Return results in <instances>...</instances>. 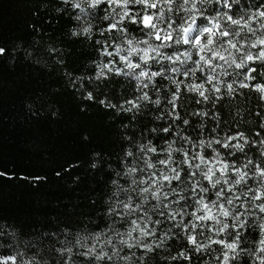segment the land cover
Instances as JSON below:
<instances>
[{"label":"trees","instance_id":"trees-1","mask_svg":"<svg viewBox=\"0 0 264 264\" xmlns=\"http://www.w3.org/2000/svg\"><path fill=\"white\" fill-rule=\"evenodd\" d=\"M228 3L230 9L225 8L221 0V4L213 7V12L217 9L228 11L234 18L241 14L245 19L247 11L242 9L264 12V0H239L238 3L228 0ZM108 7V4L101 5L99 15L102 16L103 9ZM88 12L87 8L83 13L75 9L71 0H0V49L4 50L0 53V245H3L0 246V257H14L15 261H20L36 253V247L20 245L26 255L17 254L22 238L38 246L47 245L51 250V264H57V260L59 264H65L67 254L59 256L54 250L63 246L62 240H73L76 232L108 228L110 203L122 198L113 196L112 181L128 183L116 175V172L124 171L125 164L132 163L131 157H125L124 150L131 147L136 152L135 143L138 140L146 142L145 136L160 145L162 141L174 139L179 126L185 129L186 135L198 139L201 133L197 125L204 123L206 136H236L235 140L229 141L234 144L243 142L237 135L243 132L248 141L244 152L229 156V150L216 147L229 162L251 161L250 168L259 167L264 171V148L261 147L264 144V96L256 87H264V62L249 61L243 69L237 70L240 75L228 77L237 80L236 91L232 97H213L215 105L198 103V97L186 94L183 106L178 105L174 110L181 117L174 123L165 111V108L173 109L167 101L168 91L162 87L167 85L163 78H157L155 82L165 97L161 106L149 104L143 112L125 111L128 102H134L139 95L135 88L122 77L95 79L97 69L92 62L100 59L105 47L97 41H107L109 32L102 35L97 32L91 41L71 37L70 30L80 23L75 17L79 15L84 19ZM261 22L264 17L257 16L251 21L257 34L264 31L259 28ZM98 23L100 27H109L107 22ZM176 23H180L178 18ZM126 26L133 32H139L143 27L130 23ZM110 31L114 37L115 29ZM251 35L247 33L249 38ZM260 50H264V45H257L252 52L257 54ZM103 59L107 62L109 57ZM114 59L118 62V58ZM197 75L201 76L200 73ZM245 75L253 79H245ZM240 81L247 87H240ZM171 90L174 92L175 88ZM89 93L91 99H88ZM149 95L156 98L153 91ZM202 108L208 113L204 118L199 116ZM155 115H160L161 120H154ZM183 118L189 119L190 126L183 125ZM168 125L172 128L166 134L150 131L151 127ZM207 154L211 155V152ZM260 183L259 177L255 180L249 177L244 188L253 191L246 197H238L245 205L237 204L240 212L247 210L257 216L264 215L257 208L247 207L253 195L257 204L264 201V195L255 191ZM190 219L187 217L185 223ZM242 219L247 226L231 231L233 235L242 232L241 248H255L254 243H249V240L259 239L253 218ZM111 220L119 221V216H113ZM171 223L165 221L159 228L171 227ZM117 226L124 227V224L121 221ZM14 231L18 233L16 241L10 235ZM173 232L176 235L166 244L169 251L154 247L148 254L155 264H204L205 260L216 259L211 249L219 252L221 245L214 243L207 252H196L179 235L178 229ZM159 236L158 231L157 238ZM83 251L74 248L71 259L92 264L91 260L79 255ZM184 251L188 252V260L179 255ZM135 252V264H141L139 257L144 255V250L138 248ZM122 254L131 252L126 248ZM259 255L261 253L257 251L256 256ZM172 256L178 258L170 259ZM256 256L244 255L240 261L231 260L230 264H264ZM40 258L37 255V259ZM0 264H13V261L0 260Z\"/></svg>","mask_w":264,"mask_h":264},{"label":"clouds","instance_id":"clouds-1","mask_svg":"<svg viewBox=\"0 0 264 264\" xmlns=\"http://www.w3.org/2000/svg\"><path fill=\"white\" fill-rule=\"evenodd\" d=\"M222 2L225 8H231L228 0ZM233 2L238 3L239 0ZM71 3L82 13L86 8L89 10L84 19L79 15L75 17L80 23L70 30L71 37H84L91 41L97 32L101 35L109 32L107 41H97L105 47L100 59L92 62L97 69L95 79L103 81L111 80L113 76L122 77L135 88L139 95L134 102H128L129 107L125 111L143 112L149 104L161 106L165 97L155 82L157 78H163L167 85L162 87L168 91L167 101L173 109L169 111L165 108V111L174 123L181 119L174 110L178 105L183 106L186 94L198 97V103L211 102L215 105L213 97H232L236 91L234 85L237 80L228 77L240 75L237 70L243 69L249 61L264 62V50L257 54L252 52L257 45H264V31L257 34L251 26L255 17H264V12L252 13L242 9L247 11V19L241 14L234 18L228 11L217 9L213 12V7L221 4V0H71ZM104 4L109 7L103 9L100 16L101 5ZM89 16L93 18L89 19ZM177 18L179 24L176 23ZM98 21L107 22L109 27H100ZM129 23L137 27L143 24V27L139 32H133L126 26ZM259 28L264 29V22L259 24ZM110 29H115L114 37ZM247 33L252 34L251 38ZM104 56L109 57L107 62ZM114 58H118V62ZM244 78L253 79L247 75ZM239 86L247 87L243 81L239 82ZM256 87L264 96V87ZM172 88H175L174 92ZM150 91L155 93V99L149 95ZM91 98L89 93L88 99ZM192 114L195 115V111ZM207 114L203 108L199 111L201 118ZM153 119L159 121L161 116L155 115ZM183 125L190 126L189 119L183 118ZM197 127L201 133L198 139L186 135L185 129L177 126L174 139L155 145L152 139L145 136L143 139L146 142L138 140L135 143L136 152L131 147L124 150L125 157H131L132 163L125 164L124 171L116 172V175L128 183L112 181L115 188L113 196L122 198L110 203L107 215L111 222L108 228L76 232L73 240H62L60 243L63 246L54 250L59 256L67 254L65 264H81L71 259L74 248L84 249L79 255L91 260L92 264L105 261L110 264H135L133 257L139 248L144 250V255L139 257L141 264H155L148 254L153 252L154 247L169 251L166 244L176 235L173 229H178L179 235L196 252H207L214 243L221 245L219 252L211 249L216 259L205 260L204 264H219L220 261L230 264L231 260L240 261L244 255L256 256L257 251L261 255L256 259L264 261V215L257 216V213L247 210L240 212L237 208V204L245 207L238 197H246L249 191H253L244 188L249 177L253 180L259 177L261 183L255 191L264 195V171L259 167L250 168L251 161L233 164L216 147L219 145L229 150V156L244 152L248 141L243 132L237 133L243 142L233 144L229 141L235 140L236 136L209 138L204 134V123ZM171 128L172 125L151 127L150 131L166 134ZM212 132L215 133L216 129L213 128ZM261 147L264 148V144ZM208 151L211 155L207 154ZM173 182H176L175 186ZM247 207L264 213V201L257 204L255 195ZM189 208L192 210L189 211ZM113 216H119V221H112ZM187 217L191 219L185 223ZM242 217H252L255 230L259 232L257 241L249 240L255 248H241L242 232L233 235L231 231L247 226ZM121 221L124 227L117 226ZM165 221L172 222L171 227L159 228ZM10 235L14 241L18 239L17 232ZM229 236L231 240L227 239ZM20 245L24 248L36 247V253L20 261H15L14 257H0V260L13 261V264H51V250L47 245L38 246L20 238L17 254L21 256L26 253ZM126 248L131 254H122ZM37 255L41 258L37 259ZM179 255L189 259L187 251Z\"/></svg>","mask_w":264,"mask_h":264},{"label":"snow or ice","instance_id":"snow-or-ice-1","mask_svg":"<svg viewBox=\"0 0 264 264\" xmlns=\"http://www.w3.org/2000/svg\"><path fill=\"white\" fill-rule=\"evenodd\" d=\"M147 17L145 18V21L147 22ZM4 50L3 49H0V53H2Z\"/></svg>","mask_w":264,"mask_h":264},{"label":"water","instance_id":"water-1","mask_svg":"<svg viewBox=\"0 0 264 264\" xmlns=\"http://www.w3.org/2000/svg\"><path fill=\"white\" fill-rule=\"evenodd\" d=\"M143 25V24H142Z\"/></svg>","mask_w":264,"mask_h":264}]
</instances>
